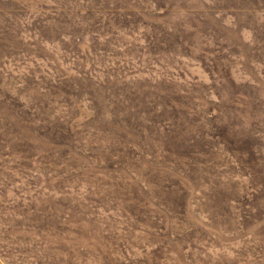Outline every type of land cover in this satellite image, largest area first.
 Instances as JSON below:
<instances>
[{
    "label": "rangeland",
    "instance_id": "1",
    "mask_svg": "<svg viewBox=\"0 0 264 264\" xmlns=\"http://www.w3.org/2000/svg\"><path fill=\"white\" fill-rule=\"evenodd\" d=\"M0 264H264V0H0Z\"/></svg>",
    "mask_w": 264,
    "mask_h": 264
},
{
    "label": "trees",
    "instance_id": "2",
    "mask_svg": "<svg viewBox=\"0 0 264 264\" xmlns=\"http://www.w3.org/2000/svg\"><path fill=\"white\" fill-rule=\"evenodd\" d=\"M159 14V13H158ZM29 130H31V128H28ZM51 128H49L48 130H47V132H50L51 130H50ZM41 131H42V129H41Z\"/></svg>",
    "mask_w": 264,
    "mask_h": 264
}]
</instances>
